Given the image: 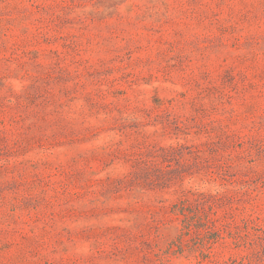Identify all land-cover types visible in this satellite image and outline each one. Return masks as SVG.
<instances>
[{
    "label": "rangeland",
    "instance_id": "1",
    "mask_svg": "<svg viewBox=\"0 0 264 264\" xmlns=\"http://www.w3.org/2000/svg\"><path fill=\"white\" fill-rule=\"evenodd\" d=\"M0 264H264V0H0Z\"/></svg>",
    "mask_w": 264,
    "mask_h": 264
}]
</instances>
